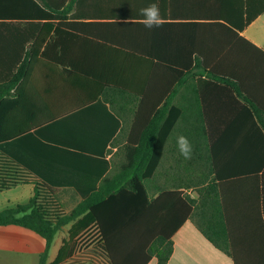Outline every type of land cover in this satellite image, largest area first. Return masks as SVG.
Returning a JSON list of instances; mask_svg holds the SVG:
<instances>
[{"label":"crops","instance_id":"crops-1","mask_svg":"<svg viewBox=\"0 0 264 264\" xmlns=\"http://www.w3.org/2000/svg\"><path fill=\"white\" fill-rule=\"evenodd\" d=\"M67 3L80 13L79 17L70 16L69 21L80 24H140V9L158 3L165 30L160 27L150 33H124L126 38L139 40L137 53L78 35L71 38L75 43L71 58L79 70L94 72L93 79L82 73L67 74L40 59L30 94L39 107L54 104L55 114L62 116L87 102L94 103L7 143L10 158L59 190L60 201L64 207L69 206L65 209L69 213L98 190L114 161L125 160L122 148L131 134L134 113L139 110V126H144L142 121L145 127L158 121L152 126L159 135L155 145L158 165L144 182L142 192L150 203L153 228L177 230L171 238L173 253L167 264H235L230 251L220 249L200 227L199 214L205 220L215 216L221 221V213H227L232 227L247 232L246 245L262 246V256L251 260L264 264V0ZM1 7L10 9V2ZM147 53L166 62L148 59ZM111 103L117 104L118 118ZM138 125L135 135L140 133ZM179 135L190 140L191 159L179 153ZM116 139L119 143L114 145ZM222 182L221 192L216 184ZM18 189H22L21 195L27 193L30 201L33 187L22 185L13 190ZM20 202L17 196L2 211ZM73 226L64 227L56 235L49 264L64 242L68 254L64 264L75 259L74 247L80 237L91 239L87 244L91 249L102 244L96 225L75 237L71 236ZM258 229L262 235L253 240L249 231ZM26 230L17 226L0 228V264H39L45 241ZM127 252L121 255L124 262H141V256L137 259L132 251ZM87 260L109 264L101 251ZM146 264H158V260L152 257Z\"/></svg>","mask_w":264,"mask_h":264},{"label":"trees","instance_id":"trees-1","mask_svg":"<svg viewBox=\"0 0 264 264\" xmlns=\"http://www.w3.org/2000/svg\"><path fill=\"white\" fill-rule=\"evenodd\" d=\"M8 2L10 9L1 7V4ZM79 14L78 8L67 3V0H62L60 4H54L53 0H0V145L70 117L94 103L87 102L62 116L55 114L54 104L47 103L44 108L41 104L39 107L30 94L33 91L34 69L40 59L64 69L67 74L82 73L93 79L94 72L79 70L77 62L71 58L70 49L75 44L71 38L78 35L105 46L137 53L140 51L137 45L139 40L126 38L123 34L156 30H149L142 23L80 24L69 21L72 19L70 16L79 17ZM161 28L159 30H165V27ZM145 55L148 59L154 57L162 63L166 62L159 56ZM110 105L118 118L117 104ZM139 116L137 110L131 134L122 148L125 160L114 161L111 173L101 181L98 190L80 201L69 213L60 201L59 190L0 152V193L22 185L33 187V196L27 204L0 212V228L17 226L41 237L45 241V248L40 254L39 264H49V252L56 235L72 223V237L92 225L98 227L103 242L91 252H105L109 264H146L152 257L157 258L158 264L169 262L173 253L171 238L177 230L153 228L150 203L142 192L144 182L158 165L159 152L155 145L159 135L152 128L157 126L158 121L153 124L148 122L147 127L146 122L142 121L144 126H139ZM137 125L140 133L135 135ZM117 143L119 139L113 142L114 145ZM216 176L219 178V175ZM216 186L222 192L223 182ZM222 208H225V204H222ZM135 211L139 212L138 216ZM198 217L202 219L200 227L204 234L220 249L229 250L235 264H263L262 261L251 260L252 257L262 256V246L246 245L247 232L232 227L227 213L220 214L221 221L215 216L208 220L203 219L201 214ZM251 234L253 240H259L262 230L249 231ZM127 251H132V256L137 259L141 256V262H124L121 255L127 254ZM67 258V242H64L51 264H64Z\"/></svg>","mask_w":264,"mask_h":264},{"label":"rangeland","instance_id":"rangeland-1","mask_svg":"<svg viewBox=\"0 0 264 264\" xmlns=\"http://www.w3.org/2000/svg\"><path fill=\"white\" fill-rule=\"evenodd\" d=\"M0 152L6 154L8 157H10V144H2L0 145ZM22 189H18L17 191L13 190L10 192H4L2 194H0V211H2L4 209V207H6L7 202L9 201L10 203H13V201H15L16 197L20 196V203L21 204H27L29 202V198L27 193H24L21 195L20 191ZM26 190V188H25ZM69 206L65 205V209H69ZM28 234H30V236H35L36 238H39V240L43 241V239L41 237H39L38 235L32 233L31 231H25ZM25 238H28L27 236ZM88 237H80L79 241L77 242V245L74 247L75 249V259H73L72 261H70L69 263L66 264H92L91 261H88L87 258L89 257V255L92 254L91 252V248H89V246L87 247V244L90 242L91 239H87ZM26 254V253H25ZM21 255V254H19ZM87 260V261H86Z\"/></svg>","mask_w":264,"mask_h":264},{"label":"clouds","instance_id":"clouds-1","mask_svg":"<svg viewBox=\"0 0 264 264\" xmlns=\"http://www.w3.org/2000/svg\"><path fill=\"white\" fill-rule=\"evenodd\" d=\"M140 14L143 19L140 21L147 29L160 28L165 23L161 16L158 3H152L145 8L140 9ZM176 144L179 153L184 159H191L193 154V146L190 140L184 136L179 135L176 138Z\"/></svg>","mask_w":264,"mask_h":264}]
</instances>
